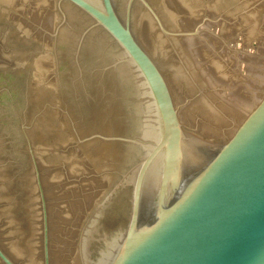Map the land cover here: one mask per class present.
<instances>
[{"label": "water", "instance_id": "obj_1", "mask_svg": "<svg viewBox=\"0 0 264 264\" xmlns=\"http://www.w3.org/2000/svg\"><path fill=\"white\" fill-rule=\"evenodd\" d=\"M219 264H264V0H92Z\"/></svg>", "mask_w": 264, "mask_h": 264}]
</instances>
